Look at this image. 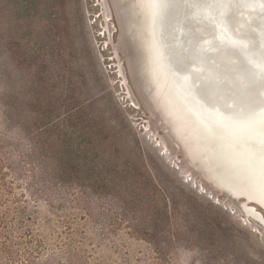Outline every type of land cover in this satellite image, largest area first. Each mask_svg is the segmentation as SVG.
<instances>
[{"label":"rangeland","instance_id":"obj_1","mask_svg":"<svg viewBox=\"0 0 264 264\" xmlns=\"http://www.w3.org/2000/svg\"><path fill=\"white\" fill-rule=\"evenodd\" d=\"M105 1L112 32L103 0H0V264H264L142 98Z\"/></svg>","mask_w":264,"mask_h":264},{"label":"bare ground","instance_id":"obj_2","mask_svg":"<svg viewBox=\"0 0 264 264\" xmlns=\"http://www.w3.org/2000/svg\"><path fill=\"white\" fill-rule=\"evenodd\" d=\"M112 1L122 26L121 36H124V41L126 39L128 41L129 46L126 48L128 53L125 52V54L127 53L128 56L126 57L130 60V62L128 61L131 63V65L129 64L130 69L134 70L136 77L140 80V87L143 91L142 98H146L147 102L153 107L155 116L161 119L167 132L183 154L216 187L240 206V213L244 217L248 216L247 218H249L252 225L264 236V115L260 116L264 114V109L257 114H252L249 117L251 119L245 125L237 126L230 134V130L220 129L219 131L213 130L214 132L211 133V129L207 126L210 124H202L198 120L200 118L194 115L189 106L183 103V100L179 97L175 74L171 68V57L165 47L166 45L167 47L177 45L179 46L178 51H185L189 56H192L194 49H196L194 46L197 43L193 37V32L190 29L185 30L186 28L181 30L179 24L181 14H179V11L176 9L171 10L168 7L169 4L162 2V0ZM179 2V0L178 2L173 0L171 4L180 7L181 2ZM255 2L257 5L254 7L252 5ZM255 2L254 0H239L237 5L243 7L246 4L250 8H256L253 11L260 19L262 13L259 10L264 6L258 0H255ZM224 3H227L226 0H224ZM102 4L100 17L104 19V23H107L110 32H112L114 25L113 21L109 20L112 17L108 7L109 4L105 0ZM168 10H170L169 13L172 16L169 19L171 22L177 20L176 22L165 24L167 20L164 21L163 15L164 12L168 13ZM213 15L222 18L219 4L214 5ZM246 15L248 19L252 17L250 19L252 24L257 25L258 19L253 17V14L246 13ZM234 19L238 21V18ZM243 27H246L247 31L250 29L245 25ZM183 31H189V37ZM206 31L210 33L208 29ZM259 32L264 38V25L260 26ZM229 36L232 35L223 27L222 32L213 33L212 38L208 41L207 39H199V43L204 47L202 48L203 54L205 55L206 51L211 50L212 43L213 41L215 43L216 39L218 42L230 41L228 43L234 45L235 42L230 40ZM220 38L224 41H220ZM261 43L263 44L262 41ZM216 45L218 46V44ZM117 48L119 47L117 46ZM126 49L124 50L126 51ZM219 53L225 62L224 64H232L222 52ZM117 56L119 57V54ZM193 70L194 72L211 74L207 66L194 67ZM179 75L182 79H180V82L183 81L185 86L192 88L194 85L192 76L185 73V71ZM134 79L136 81V78ZM139 93L141 92L139 91ZM247 115L240 114L243 118H247ZM239 195H243V197L239 198ZM251 199H255L257 203Z\"/></svg>","mask_w":264,"mask_h":264},{"label":"water","instance_id":"obj_3","mask_svg":"<svg viewBox=\"0 0 264 264\" xmlns=\"http://www.w3.org/2000/svg\"><path fill=\"white\" fill-rule=\"evenodd\" d=\"M179 1L181 2H179L181 4L180 7L168 2L167 4H169L168 7L171 10L176 9L181 14V19L179 20L181 30L190 29L201 40L207 39L208 41V39L212 38L213 33L222 32L224 27L232 35L229 36V39L235 42L234 45H231L228 43L230 41H224L220 38V41L224 42H218L216 39L215 43L214 41L212 43L211 50L206 51L204 55L202 49L204 47L199 43V40H196L197 44L194 46L196 49H194L192 56L186 54L185 51H178L177 48L179 46L177 45L175 47L165 46L171 57V68L175 74L176 87L183 103L187 104L194 115L200 118L198 120L202 124H210L207 126L211 129V133L214 132L213 130L219 131L220 129L230 130V134L237 126L245 125L251 119L249 117L252 114H257L264 109V89L257 88L254 94L256 98L251 102L246 99L248 80L247 74L242 67L245 60L251 61L252 71L256 80L259 81L264 78V38L259 32L260 26L264 25V7L259 10L262 13V17L259 19L256 12L253 11L256 8H250L246 4L243 7H238L237 2L239 0H226L227 3L222 2L219 4L221 6V18L218 15V17L213 15L214 3L204 6L194 3L192 0H188L187 3L183 2V0ZM256 5L255 2L252 6L255 7ZM169 12L170 10H168V13L164 12L163 19L164 21L167 20L165 24L177 21L171 22L169 18L172 16H170ZM246 13L249 15L253 14L252 16L258 19L257 25L252 24V21H250L252 17L248 19ZM225 16L230 17L227 23L222 22ZM234 18H238V21ZM213 25L215 26L214 29ZM243 25L250 28L248 29L249 31ZM176 29L178 28L176 27ZM207 29L210 31V33L208 32L209 34L206 31ZM183 32L189 37V31ZM240 45L242 47H234ZM219 52H222L233 65L224 64L225 62ZM243 58L244 60H242ZM177 63L183 65V71L177 70ZM198 66H207L211 74L194 72L193 68ZM184 71L192 76L194 84L192 88L185 86L183 81L180 82L181 78L179 76L181 75L179 74ZM241 113L248 114L247 118L241 117ZM262 115L264 114L260 116ZM241 197L243 195H239V198ZM251 200L257 203L255 199Z\"/></svg>","mask_w":264,"mask_h":264},{"label":"snow or ice","instance_id":"obj_4","mask_svg":"<svg viewBox=\"0 0 264 264\" xmlns=\"http://www.w3.org/2000/svg\"><path fill=\"white\" fill-rule=\"evenodd\" d=\"M162 2H173V0H162ZM183 2L187 3L188 0H183ZM192 2L196 3V4H202L204 6H208L212 3L215 4H220L222 2H224V0H192ZM255 2V0H254ZM258 2L264 6V0H258ZM119 7V5H117ZM230 20V17L225 16L224 20L222 22L227 23ZM214 25H213V29H214ZM193 37L195 40H199L200 37L193 33ZM234 47H242V45L240 46H234ZM242 67L244 68L246 74H247V80H248V86H247V95H246V99L251 102L252 100H254L256 98V96L254 95L256 93V89L260 88V89H264V78L260 79L259 81L256 80L255 78V74L252 71V64L251 61H247L245 60ZM177 70L178 71H183L184 67L182 64L177 63ZM203 98V96H202Z\"/></svg>","mask_w":264,"mask_h":264}]
</instances>
